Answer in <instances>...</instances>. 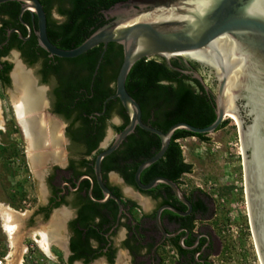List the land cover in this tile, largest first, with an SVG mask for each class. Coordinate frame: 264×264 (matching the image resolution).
<instances>
[{
    "label": "water",
    "instance_id": "water-1",
    "mask_svg": "<svg viewBox=\"0 0 264 264\" xmlns=\"http://www.w3.org/2000/svg\"><path fill=\"white\" fill-rule=\"evenodd\" d=\"M6 2L21 3L18 17L27 27L29 34L31 29L23 22L22 16L28 12L32 19H36L35 36L38 45L51 57L74 59L101 45L103 51L98 59L96 72L108 44L114 43L122 47V62L115 80L114 95L105 100L103 111L96 115L104 113L106 103L110 99H118L128 122L115 134L111 144L94 158L95 178L105 195V199L97 201L98 203L112 199L121 210L120 200L103 183L101 165L136 127L155 134L160 140L159 150L136 169V187L140 191H148L158 184H164L171 188L180 201H184L182 192L173 181L156 177L148 184H142L140 174L163 157L176 130L209 135L215 133L223 122L225 111L238 119L244 153L243 167L250 227L259 257L264 264V0L119 2L105 12L108 23L98 28L78 47L70 50L58 48L48 39L46 16L39 0H0V4ZM16 32L21 39H25L19 31ZM152 58H162L170 67L171 59L183 58L207 68L214 75L217 81L216 117L210 125L198 128L187 123H177L162 132L142 122L140 106L127 92L125 82L130 69L137 61ZM13 72L14 69L11 72L12 88L19 91L23 84L15 82ZM183 72L192 75L204 85L197 72ZM31 81L32 89L28 87L26 91H31L32 94L37 91L41 94V111L46 113L45 89L38 88L34 80ZM239 101L250 118V123L245 126L237 115ZM50 159L52 160V157ZM160 212L161 209L156 214V220L161 228Z\"/></svg>",
    "mask_w": 264,
    "mask_h": 264
},
{
    "label": "trees",
    "instance_id": "trees-1",
    "mask_svg": "<svg viewBox=\"0 0 264 264\" xmlns=\"http://www.w3.org/2000/svg\"><path fill=\"white\" fill-rule=\"evenodd\" d=\"M39 1L46 16L48 39L56 47L70 50L108 23L105 17L107 10L127 0ZM20 7L19 2L0 4L3 34L0 41L5 39V28L11 26L19 27L22 35L26 36L18 17ZM53 12L60 20L53 18ZM22 20L31 27L32 36L27 43H23L14 34L13 40L17 41L18 50L29 65L40 63L39 74L44 82L56 84L52 91L53 111L69 122L67 136L72 141L70 151L85 156L95 153L94 161L95 156L102 151L99 145L105 137L111 116L117 114L123 119L121 125L113 127L115 133L120 132L128 122L118 99H110L104 113L96 115L103 111L105 100L114 95L115 80L122 62V47L114 43L108 44L95 72L103 51L101 45L74 59L51 57L39 47L33 34L37 29L36 19L32 23L29 13L25 12ZM7 51L5 49L3 53L6 54ZM170 65L171 67L162 58L141 59L127 75L125 88L139 104L142 122L162 132L177 123H187L198 128L210 125L216 117L213 95L192 75L183 72H198L200 66L193 61H187L185 66L182 58L171 59ZM11 68V64L4 63L0 72V80L4 86L9 84L8 73ZM226 123L220 124L217 131L224 128ZM206 136L176 130L163 157L142 171L140 182L148 184L156 177H164L179 183L180 178L191 171V165L184 161L179 141L194 137L205 142L208 141ZM159 148L160 140L155 134L136 127L121 146L102 161L101 170L103 173L119 172L128 183L134 184V173L138 166L152 157ZM81 168L90 171L93 166L82 160ZM154 190L155 188L149 192ZM195 191L203 193L200 189ZM131 204L137 208L134 202Z\"/></svg>",
    "mask_w": 264,
    "mask_h": 264
},
{
    "label": "flooded vegetation",
    "instance_id": "flooded-vegetation-1",
    "mask_svg": "<svg viewBox=\"0 0 264 264\" xmlns=\"http://www.w3.org/2000/svg\"><path fill=\"white\" fill-rule=\"evenodd\" d=\"M30 19L34 23L35 18L32 19L30 15ZM23 27L25 37L17 26L5 28V39L0 41V72L4 68V63L11 64L13 68L16 60L21 62V66H31L18 50L17 41L13 40L14 34L23 43L31 39L32 30L29 34L24 24ZM16 31L25 39H21ZM2 36L0 24V40ZM5 49H8L6 54L3 53ZM10 55L15 60L13 64L8 59ZM187 61L190 60L183 59L185 66ZM12 68L8 73L9 84L4 86L0 80V88L12 87ZM197 73L215 102L217 81L214 75L202 66ZM38 80L48 88L45 92L48 113L64 122L68 154L63 168L55 167L47 172L44 203L37 207L30 219L32 221L40 216L41 222L44 223L48 221L52 212L61 209L60 220L56 223L54 232L44 235L48 247L51 244L59 250L63 264H95L100 261L102 264H115L119 251L124 252L123 256L128 259L129 264H216L215 259L222 255L224 247L213 226L216 207L210 195L199 193L195 189L182 188L180 178L179 183L174 182L183 194L184 201H180L171 188L164 184L156 186L153 192H149L151 189L140 191L135 183H128L119 172L103 173L101 170L103 183L120 200L121 210L112 199L98 203L97 201L105 199V195L97 184L94 171L81 168L82 160L93 166L95 153L85 156L70 151L72 141L67 136L69 122L53 111L52 91L56 84L44 82L39 73ZM237 107L239 121L243 126L249 124L250 118L246 115L241 101L237 103ZM113 117H117L121 124L123 123L119 115L113 114L108 125ZM224 122H227L226 127L229 124L228 118L224 117L222 123ZM242 168L244 174L243 162ZM111 179L114 183H111ZM244 192L246 196V182ZM131 202H134L137 208H134ZM150 203L153 205L151 209L148 208ZM160 209L162 229L156 220V214ZM57 219L55 216L53 221ZM120 230H123V234L117 241L116 237ZM46 254L47 257H51L50 251Z\"/></svg>",
    "mask_w": 264,
    "mask_h": 264
},
{
    "label": "rangeland",
    "instance_id": "rangeland-1",
    "mask_svg": "<svg viewBox=\"0 0 264 264\" xmlns=\"http://www.w3.org/2000/svg\"><path fill=\"white\" fill-rule=\"evenodd\" d=\"M52 14L54 19L60 20L55 12ZM8 59L12 64L15 61L12 55ZM21 68L29 73L38 88L47 91V86L40 84L38 80L39 62ZM21 94L12 87L0 88V264H63L57 247L51 244L48 247L47 243H43L47 249L45 252L40 247L42 237L46 238L47 233L54 232V227L60 220L61 209L52 212L48 221L44 223L41 222L40 216L32 221L30 218L37 207L44 203L47 172L55 167H64L68 154V141L64 136L65 125L60 119L49 115L48 104L46 113L41 109L36 112L37 116L44 117L46 122L48 120L57 122L54 135L58 134L60 140L59 145L55 147L49 146L34 152L39 156L54 154L49 155L52 160L47 158L40 165L36 164L33 171L28 158L27 141L13 110ZM225 117L228 118L229 124L207 135L208 141L202 142L194 137L179 141L184 161L191 165L190 173L181 177L180 184L186 190L200 189L210 195L215 203L216 216L213 226L224 247L222 255L215 259V263L260 264L244 192L243 159L238 126L234 120ZM110 122L105 137L99 145L100 150L111 144L116 134L113 127L121 124L117 117H113ZM108 133L110 134L107 135ZM56 150L58 153L55 152ZM110 181L114 183L112 179ZM152 207L150 203L148 208ZM3 209L12 211L18 218L16 219L18 224L13 222L11 230L13 237L16 238V247L11 243L10 232L4 228ZM55 216L58 217L57 221H53ZM122 234L123 230H120L116 237L117 241ZM48 251L51 257H47ZM123 254L124 252L119 251L115 264H129Z\"/></svg>",
    "mask_w": 264,
    "mask_h": 264
},
{
    "label": "bare ground",
    "instance_id": "bare-ground-1",
    "mask_svg": "<svg viewBox=\"0 0 264 264\" xmlns=\"http://www.w3.org/2000/svg\"><path fill=\"white\" fill-rule=\"evenodd\" d=\"M20 66L21 65L16 60L13 76H14L15 82L17 81L23 84V86L19 88V92L22 94L18 99V103L14 105V113L17 118L16 120L18 121V124L20 125L23 131L24 137L27 141L28 158H29L33 171H35L36 164L40 165L41 163L46 161L47 158H51V157L46 154H45L46 156H39V155H36L34 152L42 148H45V149L49 148V146L55 147L59 145L60 138L57 137L58 134L54 135V132H55L54 129H56L58 126L55 120H48L46 122L44 120V117L37 116L36 112L42 107L41 94L37 91H35L33 94L31 91H26V88L28 87L29 88L31 87L32 89L33 83L31 81V77L29 73L24 72L23 68H21ZM225 116H228L229 118H231L232 120L236 122L238 126L239 135H240V140H241L238 119L234 115L226 111H225ZM0 130H1V126H0ZM241 151H242V155H244L243 147H242V140H241ZM55 152L58 153L57 150ZM3 213L5 214V216H3L4 228L6 229V231L10 232L11 243L14 247H16L17 246L16 238L13 237L11 230H12L13 222H16V219L18 218H16V215L10 210L3 209ZM248 215H249V212H248ZM16 228H13V229L16 230ZM43 243H47L44 237H42L40 247L45 252L47 249L45 248V245H43ZM255 247L257 251V256L260 260V264H262L261 259L258 254L256 242H255Z\"/></svg>",
    "mask_w": 264,
    "mask_h": 264
},
{
    "label": "built area",
    "instance_id": "built-area-1",
    "mask_svg": "<svg viewBox=\"0 0 264 264\" xmlns=\"http://www.w3.org/2000/svg\"><path fill=\"white\" fill-rule=\"evenodd\" d=\"M181 149H182V147H181Z\"/></svg>",
    "mask_w": 264,
    "mask_h": 264
}]
</instances>
